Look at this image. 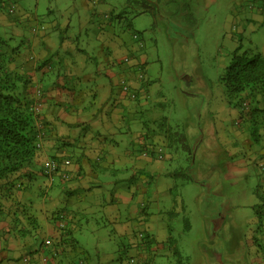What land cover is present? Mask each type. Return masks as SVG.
<instances>
[{"label":"rangeland","instance_id":"rangeland-1","mask_svg":"<svg viewBox=\"0 0 264 264\" xmlns=\"http://www.w3.org/2000/svg\"><path fill=\"white\" fill-rule=\"evenodd\" d=\"M212 1L157 0L152 11L147 7L152 6L150 0H91L89 7L81 6L80 0H0V38L9 41L17 52L12 68L22 60L30 65L31 49L36 53L44 49L42 43L38 47L30 44L38 35L41 40L46 34L44 41L50 49L59 50L64 43V51L70 49L76 57H83L82 49H88L90 40L96 43L99 27L105 28L128 49L124 57L127 66L135 70L137 83L127 81V93L137 87L148 90L143 99L136 95L129 102L127 110L134 111L128 125L134 129L122 136L125 141L120 146L130 148L139 130L135 126L143 127L142 117L151 128H155L151 121L166 118L167 127L184 135L194 147L191 159L184 150L185 143L182 146L174 135L171 149L164 146L161 151H149L154 173L149 169L133 171L128 166V180L121 181L128 188L131 182L141 185L139 182L148 175H155L159 181L160 195L151 201L157 202L154 209L161 212L149 220L156 229L145 225L141 229L143 246L148 250L150 243L156 242L152 246L160 249H152L157 253L150 258L151 264H264L263 228L257 222L264 220V206L253 208L250 203L261 174L257 165L261 159L249 158L245 180L227 178L220 165L231 154L226 151L231 143L241 144L236 135L240 131L255 151L264 147L261 130H253L255 124L240 122L244 108L226 103L222 83L238 47L264 53V0ZM12 6L14 11L10 12ZM119 88L123 93L120 82ZM214 139L222 147L226 145L217 151L223 153L216 158L211 155L216 151L207 150L209 145L215 148ZM151 143L143 147L144 154L153 147ZM236 152L245 155V151ZM42 163L34 170L44 194L49 187L58 186L59 179L43 175ZM38 186L37 204L41 200ZM84 216L73 235L80 248L55 257L56 264L60 260L59 264H119V258L126 264L129 257L142 262V250L137 249L138 239L132 234L118 236L99 215ZM163 244L166 249H161ZM38 260L44 264L43 256L37 259L33 254L23 255L20 262L37 264Z\"/></svg>","mask_w":264,"mask_h":264},{"label":"crops","instance_id":"crops-1","mask_svg":"<svg viewBox=\"0 0 264 264\" xmlns=\"http://www.w3.org/2000/svg\"><path fill=\"white\" fill-rule=\"evenodd\" d=\"M89 1L91 0H80V4L89 7ZM212 2L210 0V3ZM150 3H157V0H150ZM45 36L46 34L40 40L38 35L31 40L30 44L33 42L35 47H38L42 43L44 49L38 53L31 49L30 59L33 61L25 70V74L37 83L36 86L44 84L47 88L40 107L41 115L37 118L38 129L44 135L40 139L42 144L40 150L43 151L38 161L44 163L54 157L64 158V156L67 157L66 159H72L71 165L62 173H68L70 177L66 181L63 175L59 174L62 177H57L58 186L49 187L45 191L44 199L40 200L39 204L33 205L30 213L37 219L39 228L36 232L28 231L23 236V232L18 228L17 231H12L13 235L7 230L13 219L9 217L7 221H3L0 218V264H25L18 259L28 254L40 259L41 252L45 254L47 250H51L43 247V240L48 238L53 239L52 243L57 246L59 257L67 255L77 246L80 248V242H76L72 236L80 218L85 217L84 214L99 215L109 222L118 236L129 234L134 236L141 232L144 225L155 230L154 222L149 220L161 212L160 208L154 209L157 202L151 201L153 196L160 195L159 181L156 180L155 175L146 176L139 182L141 185L131 182L128 188L121 184V181L128 180L126 169L129 167L133 171L146 172L149 169V172L154 173L155 169L152 165L154 159L148 155L149 149H146V154L142 149L150 145L151 139H153L151 146L158 148L160 143L162 144L157 134L154 136L147 131V124H144L141 117L140 123L142 122L143 127L140 128V124L135 126L139 130L135 132L130 148L124 149L120 146L121 141H125L122 136L134 129L128 125L129 116L134 109L127 110L132 100L129 95L120 91L119 82L130 80L137 83L135 70L128 67L125 62L124 52L128 51L126 45L119 37L99 27V32L94 38L96 43L91 44L90 40L88 49H82L87 54L79 52L85 56L76 57L70 49L64 51L66 48L64 43H62L64 54H61L62 48L50 49L45 44ZM135 60L137 63L138 60ZM147 92L148 90H141L140 97L143 99ZM236 135L241 144L238 145L235 141L231 143L233 147L226 150L231 154L220 164L221 171L227 178L245 180L250 171L249 158L259 156L261 161L257 165L263 164L264 149L255 151L248 144V139L244 138L243 133L239 132ZM203 141L206 143L207 139L204 138ZM214 141L215 148L209 145L207 150L216 151L211 154L216 158L223 153L217 152L223 150V147L216 139ZM124 151L128 152L123 153ZM236 151H245V155ZM51 155L52 158H48ZM217 159L222 161L221 158ZM260 173L257 189L251 196L250 203H253V208L264 206V187L261 188L264 185V172L260 170ZM168 187H165V191ZM61 196H64L62 201ZM59 209L65 210L68 214L67 225L70 227V237L67 231L63 233L59 230V223L51 214ZM263 213L264 208L261 209V214ZM257 222L259 227L263 228L264 235V220ZM37 236L40 238L35 241ZM135 241L137 249L142 250L141 256H144V253L148 256L151 252L154 257L157 251L152 249H159L153 246L147 250L142 244L139 246V239ZM161 249H166L164 244ZM59 263L57 261V264ZM37 264L41 262L38 260Z\"/></svg>","mask_w":264,"mask_h":264},{"label":"trees","instance_id":"trees-1","mask_svg":"<svg viewBox=\"0 0 264 264\" xmlns=\"http://www.w3.org/2000/svg\"><path fill=\"white\" fill-rule=\"evenodd\" d=\"M155 5L154 3L152 6L147 7L153 11ZM34 33L36 32L34 31ZM15 55H17V52L12 49L10 42L0 38V218L3 221H7L9 217L13 219L8 227L10 232L11 230L15 232L19 228L20 232H23V236H25L28 231L36 232L39 228L35 215L30 213L33 210V205L36 204L35 196L37 195L35 190L38 186V181H36L38 175H36L37 172H35L34 168L37 164L42 163V161L39 162L38 160L40 159L41 151H43L40 150L41 147H37V143L41 142L38 138L39 129L37 126V118L41 115V108L36 113L34 107L37 104L42 106L41 103L46 95L47 88L44 84L39 85V87L36 86L37 83H34L28 74H25L28 60H22L23 63L21 65L19 63L16 68L11 67L12 60L16 61ZM40 83L39 81L38 84ZM222 83L227 98L226 103L231 106L244 108L245 112H242L239 117L241 118L240 122L242 121V123L246 124L248 122L249 125L255 124L253 130L260 129L262 134L259 135L264 137V53L245 51L238 47L233 53ZM140 91L138 87L133 90L134 94L139 96ZM38 92L41 93V97H38ZM151 122L155 128L147 125L146 129L152 135L155 136L157 134L161 138L162 144L158 147L160 151L161 147L164 146L171 149L175 140L174 135H178L177 139L179 138L182 141V146L184 145L183 142L185 143L183 146L185 147L184 150L188 153V157L192 159L194 147H191L184 135L173 133L172 128L167 127L166 118L161 119V121L159 119ZM166 128L167 130H163ZM240 132L242 133L243 131ZM259 135L255 136L259 138ZM158 148L153 146L149 151L157 152ZM223 148L226 149V145H223ZM263 149L264 147H261V151ZM66 158L54 157L53 159L62 163ZM69 160L72 162V159ZM258 167L260 168L259 170H261V167L264 170V163L259 164ZM65 170L66 168H61L59 174L65 172ZM184 176L185 178H190L187 174ZM57 177L61 178L62 176L54 174L51 179ZM39 188L41 192L39 197L43 200L45 192L43 194V189ZM66 213L65 210L59 209L53 212L52 215L56 221H61L59 215L64 214L66 216L64 227H59L67 231L70 237V227L67 225L68 214ZM60 228L59 230H61ZM141 234L139 232L134 235V238H140L139 246L142 244ZM152 243H150L148 250L153 248ZM145 254L142 262L135 261L137 258L129 257L126 264H150L152 260L150 258H153V254L151 252L148 253V256ZM21 258L18 259L19 262ZM117 261L119 264H124L122 258Z\"/></svg>","mask_w":264,"mask_h":264},{"label":"built area","instance_id":"built-area-1","mask_svg":"<svg viewBox=\"0 0 264 264\" xmlns=\"http://www.w3.org/2000/svg\"><path fill=\"white\" fill-rule=\"evenodd\" d=\"M13 11H14V6H12V8L10 9V12H13ZM125 62H127L126 59H125ZM138 77L141 78V74ZM121 84H123L124 92L127 95H129L127 93V91H129V85H127V80H123ZM129 96L131 97V99H134L136 97V95L134 94L133 91H131ZM38 97H41V93L40 92H38ZM40 107H41L40 104H37L34 107L36 113L39 112ZM38 134H39L38 138L42 139L43 136H44L43 132L41 130H39ZM37 147H41V142L37 143ZM157 151H160V150L157 149ZM70 165H71V161L68 160V159L63 160L62 163L58 162V161H55V160H48L43 165V173H44L45 176H48V177L52 178L54 176V174H59L60 173L61 168L64 169V168H66L67 166H70ZM261 170H263V167H261ZM62 175H63V178H65V179H68L70 177V175H68V173H65V174H62ZM59 217L61 218V221H59V226L64 227V223H65L64 219H65L66 216L64 214H61V215H59ZM140 236L142 237L143 235L141 234ZM50 242H51L50 240H47L44 243H46V245L49 246L51 244ZM53 259H54V257H47V256L45 257V256H43V263L44 264H54V260ZM135 261H137V260H135Z\"/></svg>","mask_w":264,"mask_h":264},{"label":"clouds","instance_id":"clouds-1","mask_svg":"<svg viewBox=\"0 0 264 264\" xmlns=\"http://www.w3.org/2000/svg\"><path fill=\"white\" fill-rule=\"evenodd\" d=\"M50 160H54V159H50ZM69 160V159H68ZM46 161H44V163H45ZM44 163H43V165H44ZM72 163V162H71ZM264 172V171H263ZM59 175V174H58ZM58 223H59V221H58ZM60 228V227H59ZM61 229V228H60ZM61 232H63V233H65L64 232V230H60ZM47 240H50L51 242V244L49 245V246H47L46 245V243H44V242H46ZM53 242V239L52 238H48V239H44L43 240V247L44 248H47V249H51V247L52 246H55V248L57 247L54 243H52ZM42 251H43V248H42ZM56 252H58V254H56ZM56 254V255H55ZM30 254H28V255H26V257H28ZM36 255H38V253L36 254ZM41 256H49V257H54V264H56V258H55V256L56 257H59V251H58V249L56 248L54 251L51 249V250H47V252H45V254H42V252H41V254H40V257L39 258H41ZM24 262V261H23ZM25 263V262H24Z\"/></svg>","mask_w":264,"mask_h":264}]
</instances>
